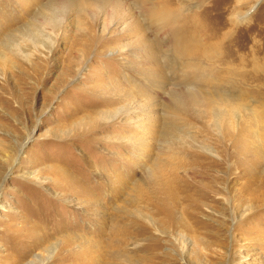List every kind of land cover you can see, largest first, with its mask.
<instances>
[{
  "label": "rangeland",
  "instance_id": "obj_1",
  "mask_svg": "<svg viewBox=\"0 0 264 264\" xmlns=\"http://www.w3.org/2000/svg\"><path fill=\"white\" fill-rule=\"evenodd\" d=\"M49 1L58 5L63 0ZM45 2L0 0V42L31 55L28 60L17 58L13 67L0 72V264H79L86 251L95 264H114L110 258L114 250L126 255L130 264H234L236 253L244 256V264H264V0H174L185 7L177 6L186 25L206 29L210 49L219 45L218 57L202 63L210 64L212 79H232L242 102L263 118L258 124L245 112L229 135L212 132L196 117L189 119L190 135L213 153L195 166L189 154H177L183 163L179 172L185 176L193 167L209 172L207 180L187 179L210 193L202 200L191 195V187L186 189L200 204L190 219L196 224L194 231H187L188 225L150 226L126 216L121 211L126 191L112 183L114 176H142L143 163L126 155L117 138L145 121L131 114L134 124L125 127L99 116L112 105H126L122 94L131 87L127 62L136 52L131 45L137 36L107 34L97 19L88 40L87 30L75 33L64 12H58L54 27L38 22L35 40H23L24 22ZM233 14L242 15L237 21ZM38 19L36 15V23ZM196 19L202 25L195 24ZM142 28L152 35L150 28ZM153 35L151 51L160 57L158 43L167 42L169 48L170 38ZM118 45L127 50L117 53ZM228 47L243 56L252 49L253 56L236 59ZM168 48L167 54L174 49ZM248 75L253 82L242 79ZM167 78L174 83L173 76L167 73ZM106 84L112 85L109 91ZM167 92H158V106L150 107L153 113L145 108L147 115L159 118L161 128L168 120ZM149 129L143 138L155 151L159 141ZM148 186L140 204L153 216L156 187ZM181 216V210H175L173 222Z\"/></svg>",
  "mask_w": 264,
  "mask_h": 264
},
{
  "label": "bare ground",
  "instance_id": "obj_2",
  "mask_svg": "<svg viewBox=\"0 0 264 264\" xmlns=\"http://www.w3.org/2000/svg\"><path fill=\"white\" fill-rule=\"evenodd\" d=\"M33 1L38 3L41 0ZM127 1L63 0L58 3L56 0L58 5H55L54 3L52 4V1L50 3L47 0V2L39 6L38 12L33 14L32 18L27 17V20L24 22L22 39L25 41L35 40L40 24L54 27L58 12H64L66 24L75 33L78 32L79 34V32L81 33L87 30L85 35L88 40L91 39V31L96 27L97 19L101 20L102 30L107 34H116L118 31H121V33H128L130 37L137 36L131 45V47L136 48V52H134V55L132 54V60L127 62L128 76L126 78L130 82L131 87L125 94H122L125 98L126 105L118 107L112 105L107 110H101L99 116L101 121L110 120V123L124 124L125 127H129L131 123L134 124L129 120L131 114L140 117V120L142 118L143 122L145 121L144 123L140 122L142 124H136L132 128H127L128 131L126 130L124 132V136L117 138L118 143H122V147L125 148L124 152L126 155L129 153L133 158L143 163L142 176L136 179L131 178V176L126 178L114 176L115 179H112V183L114 186L125 189L126 191L124 193L125 207L121 209L126 216L146 222L150 226H155L156 223L158 227L165 228L175 225H179L182 228L184 225H188L187 231H194L197 229L196 224L191 222L190 219L195 216L193 211L199 210L198 207L200 204L192 200L190 196L198 195L200 199L207 200L210 193L203 188L200 190L194 183L187 182V179L189 177L191 180L196 178L207 180L209 178V172L201 168L203 172L199 173L198 169L193 167L185 176L179 172L183 163L179 160L180 157H177V154H184L182 157L189 154L195 166L204 157L213 156V153L207 146L196 142L194 140L195 136L192 137L190 135L186 127L189 119L193 117L195 119L196 117L201 120L202 126L204 125V127L210 128L212 132L219 134L225 132L226 135H229V133L235 132L241 114L247 112L258 124L263 118L258 111L250 109L248 104L242 102V98L239 97L240 91L238 92L232 79H229L227 82H222L220 79L216 81L214 77L212 79L211 73H209L210 64L205 63L207 66H204L202 63L218 57L216 56L219 54L217 53V44L214 45V50L212 48L210 49V45L208 46L206 41L209 32L200 26L186 25V21L182 19L184 12L181 13L178 11L180 8H177V6L179 5L174 3V0H130L129 3ZM179 7L185 8L182 6ZM134 14L136 16L132 17ZM36 15L39 18L37 23L34 20ZM240 15L242 14H233L232 17H236L238 21ZM194 23L202 25L198 19ZM141 24L145 29H151V34H154L153 37L168 36L170 38L169 48L174 47L175 49H171V55L170 53H165L169 46L166 44L167 42L158 43L163 55L161 53V56L158 57L156 56L157 54H152V45L150 43V36L152 35H147ZM121 26L124 27L120 29ZM66 33L67 29L64 28L63 35L65 36ZM141 33H143V36L139 38V34ZM217 33L220 36L221 32ZM11 40L10 35L8 42L12 44L14 41ZM4 42L6 41L0 42L1 73L5 69H8V67H13L17 58L28 60L31 56L29 55L30 53L19 50V48H15L16 50L12 51L13 47L9 49V46L7 47ZM16 46L18 45L16 44ZM217 46L219 49V45ZM142 48L144 49L143 51ZM126 50L122 45H118L115 51L117 53H123ZM227 50L228 53H235L236 59L243 58L246 55L253 56L252 49H249L247 51L249 54L244 56L243 54L245 53H242L237 48L231 49V47H228ZM140 52L141 54L139 56L138 53ZM171 56L176 58H172ZM226 56L231 57L229 55ZM158 59H161V61H157ZM80 64L83 66L84 63L82 62ZM165 66L168 67V70ZM164 69L170 77L173 76L174 83L171 82V78H167V73L162 74L161 71ZM176 69L177 73L175 72ZM252 75L243 76L242 79L253 82L254 77ZM255 80L257 81L258 79L256 78ZM166 84L168 87L170 85L171 89H168ZM109 86L112 85H104V89H108L109 91ZM116 88L117 86L115 85ZM159 91H168L167 93L169 94L168 104H163L166 108L165 114L168 120L166 119L167 121L165 123L167 124L162 128L160 127L161 125L159 126V118H155L154 115H147L145 109L148 107L150 113L154 112L151 109L158 106V102L155 99H157V95H160L158 94ZM189 109L200 110L195 111L191 115L187 113ZM145 115L148 117L143 118ZM134 127H136L138 133L136 131L135 134L132 133L133 129H135ZM149 128L152 130V138H157L159 141V145L155 147V151L149 150V144L143 138V135L150 131ZM155 129H157V132L154 131ZM237 139L239 140L238 137ZM126 159L129 160L128 157ZM142 159H145V161ZM152 183L156 187L153 196V199H156V212H153V216L146 214L140 204L147 192L148 185ZM188 186L191 187V195L187 194L186 189ZM177 209L181 210L182 216L175 223V221L173 222V214ZM152 217H159L160 219H153ZM182 243L184 244V242ZM88 245L90 246V243ZM182 246L185 247V245ZM236 254L234 264H244L246 262L244 256L241 253ZM81 257L83 258L79 264H95L91 255L89 257L88 251L85 254L82 253ZM110 258L114 261V264H130V260L126 255L119 254L115 250L111 252Z\"/></svg>",
  "mask_w": 264,
  "mask_h": 264
}]
</instances>
